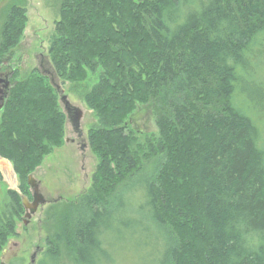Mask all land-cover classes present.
Masks as SVG:
<instances>
[{
    "label": "trees",
    "instance_id": "obj_1",
    "mask_svg": "<svg viewBox=\"0 0 264 264\" xmlns=\"http://www.w3.org/2000/svg\"><path fill=\"white\" fill-rule=\"evenodd\" d=\"M25 13H7L0 65ZM49 57L63 83L97 78L83 102L96 119L88 140L98 165L37 264H115L104 223L114 221L111 199L151 162L143 191L157 264H264V0H61ZM49 82L34 72L15 82L0 113V158L22 196L63 144ZM139 106L151 109L157 134L131 129ZM7 195L0 253L23 212L20 195Z\"/></svg>",
    "mask_w": 264,
    "mask_h": 264
},
{
    "label": "rangeland",
    "instance_id": "obj_2",
    "mask_svg": "<svg viewBox=\"0 0 264 264\" xmlns=\"http://www.w3.org/2000/svg\"><path fill=\"white\" fill-rule=\"evenodd\" d=\"M60 5L61 0L0 2V42L2 27L11 9H24L27 18L18 45L9 53V61L3 62L4 68L8 66V70L15 71V82L33 72L47 77L51 86L52 79V88L56 91L61 112L64 114L60 103L62 96H66L68 102L82 112L79 122L81 136H77L64 114L62 146L53 149L32 172L31 175L39 184V192L46 203L38 208L26 227L23 225L24 210L19 216H14L13 234L7 238L0 253V263L4 264H32L33 255H37L33 263L37 264L48 249V241L57 232L66 206L90 194L98 165L88 140V131L95 126L96 119L83 102L84 95L96 84L97 78L89 76L87 80L75 85L63 83L56 77L49 57L50 41L54 36L55 24L59 20ZM9 56H4L2 61ZM129 122L131 129L140 136L141 133H158L151 109L146 106H139ZM146 166L147 168H140L130 182L121 184L114 199H111V203L117 202L115 222L111 220L104 223L111 230L109 238L107 237L111 244L108 253L112 255L115 264H157L158 261L154 254V244L158 240L159 232L151 219L143 191L144 181L149 179L154 165L151 162ZM19 187L20 182L14 175L12 165L0 158V224L11 214L7 193L14 191L20 194ZM27 193L24 197L31 199L32 190L28 186Z\"/></svg>",
    "mask_w": 264,
    "mask_h": 264
},
{
    "label": "water",
    "instance_id": "obj_3",
    "mask_svg": "<svg viewBox=\"0 0 264 264\" xmlns=\"http://www.w3.org/2000/svg\"><path fill=\"white\" fill-rule=\"evenodd\" d=\"M53 80H51L52 82ZM4 82V80H2L0 78V83ZM7 83V81H5ZM53 84V82H52ZM57 89V88H56ZM60 103L63 106V112L66 115L67 119L69 120L73 130L75 132L80 133L79 131V122L80 119L82 118V112L73 107L67 100L66 96H62L60 98ZM27 186L32 190V197H31V202H29V200L27 198H25L24 196L20 195L21 197V205L22 208L24 210V221H23V225L26 227L28 225V223L30 222L31 218L33 215L36 214L38 208L40 206L45 205L46 200L45 198L39 193V187L37 182L35 181V179L32 177V175H29L27 177ZM35 256V255H34ZM31 263H34V258H31ZM0 264H4L3 262H1Z\"/></svg>",
    "mask_w": 264,
    "mask_h": 264
},
{
    "label": "flooded vegetation",
    "instance_id": "obj_4",
    "mask_svg": "<svg viewBox=\"0 0 264 264\" xmlns=\"http://www.w3.org/2000/svg\"><path fill=\"white\" fill-rule=\"evenodd\" d=\"M6 67H8V66H6ZM6 67L4 68L3 64H1V66H0V78L2 80H4V82L0 83V113L4 109V107L6 105V102H7V99L9 97L10 91H11V89H12L14 83H15V81L13 80L14 75H15V71L10 70V69L8 70ZM5 81H7V83ZM76 134H77L78 137L81 136V134L78 133V132H76ZM14 175H15V173H14ZM38 187H39V184H38ZM19 195H21V194H19ZM28 200H29V202H31V199H28ZM37 251L40 252L39 249ZM36 256L37 255H35V256L33 255L32 257L36 258Z\"/></svg>",
    "mask_w": 264,
    "mask_h": 264
}]
</instances>
